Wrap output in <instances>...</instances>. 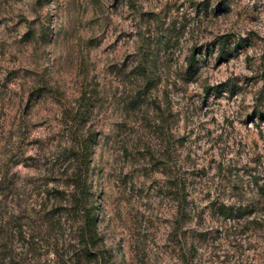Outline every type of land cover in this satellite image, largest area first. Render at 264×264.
Instances as JSON below:
<instances>
[{
  "label": "rangeland",
  "instance_id": "obj_1",
  "mask_svg": "<svg viewBox=\"0 0 264 264\" xmlns=\"http://www.w3.org/2000/svg\"><path fill=\"white\" fill-rule=\"evenodd\" d=\"M0 264H264V0H0Z\"/></svg>",
  "mask_w": 264,
  "mask_h": 264
},
{
  "label": "trees",
  "instance_id": "obj_2",
  "mask_svg": "<svg viewBox=\"0 0 264 264\" xmlns=\"http://www.w3.org/2000/svg\"><path fill=\"white\" fill-rule=\"evenodd\" d=\"M225 42L226 40H224L220 45L221 50L219 52V59H221L223 56L225 57ZM243 42L244 40H242V43ZM193 58L189 61V72L191 71ZM226 85L227 83L223 84V86ZM215 89L212 88L209 90ZM82 121V117L80 119L74 118V124H79ZM65 129L67 130L68 134L73 137L72 140H74V142H72L73 145H71L72 161L71 163H69V165L73 169V173H71L67 179L66 187L69 189L67 194H62L68 197L67 205L73 207V209L75 210V208H81V203L89 196V185L87 184V175L90 165L92 136L91 133L85 127H65ZM80 211H82L83 213V225L80 231V240L82 239L84 247L88 244L84 242V231L87 227L92 225V220L89 218L88 213L84 211V209L81 208ZM90 255L91 253L89 252V250L87 251V253L84 254V256L87 258H89Z\"/></svg>",
  "mask_w": 264,
  "mask_h": 264
}]
</instances>
